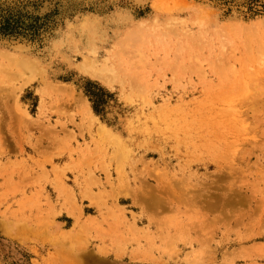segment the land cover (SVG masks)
<instances>
[{"label": "rangeland", "instance_id": "obj_1", "mask_svg": "<svg viewBox=\"0 0 264 264\" xmlns=\"http://www.w3.org/2000/svg\"><path fill=\"white\" fill-rule=\"evenodd\" d=\"M0 264H264V0H0Z\"/></svg>", "mask_w": 264, "mask_h": 264}, {"label": "bare ground", "instance_id": "obj_2", "mask_svg": "<svg viewBox=\"0 0 264 264\" xmlns=\"http://www.w3.org/2000/svg\"><path fill=\"white\" fill-rule=\"evenodd\" d=\"M94 29L91 28L90 24H83L81 32L85 35H87V43L89 45V49L94 52L97 45H96V39L97 35L96 32L93 31ZM68 40L72 43H74V37L71 34H68ZM223 103V106L219 107L218 111L220 115L222 114L225 118V121L227 124L232 125L233 127L240 126L237 122V110L234 105V99L233 97H228L227 95L224 96V98L221 100ZM100 133L101 134H108L112 135L111 129L106 125H101ZM115 134V133H114Z\"/></svg>", "mask_w": 264, "mask_h": 264}]
</instances>
